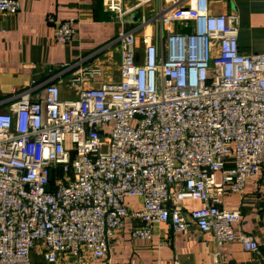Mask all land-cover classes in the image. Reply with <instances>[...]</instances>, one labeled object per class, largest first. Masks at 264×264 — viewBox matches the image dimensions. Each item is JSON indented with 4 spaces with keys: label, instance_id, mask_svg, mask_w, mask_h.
I'll return each mask as SVG.
<instances>
[{
    "label": "built area",
    "instance_id": "2783aa9c",
    "mask_svg": "<svg viewBox=\"0 0 264 264\" xmlns=\"http://www.w3.org/2000/svg\"><path fill=\"white\" fill-rule=\"evenodd\" d=\"M151 1L104 6L124 22ZM20 11V0H0V13ZM47 19L56 42L75 38V20ZM239 36L237 11L160 0L99 51L118 50L119 80L89 85L105 65L81 60L68 66L73 98L49 82L44 95L26 88L0 109V264H32L34 251L47 264L108 259L127 218L143 222L135 238L163 223L211 233L219 246L238 235L264 263L256 238L236 228L242 208L223 205L264 167V52L243 53Z\"/></svg>",
    "mask_w": 264,
    "mask_h": 264
},
{
    "label": "crops",
    "instance_id": "0c3cea01",
    "mask_svg": "<svg viewBox=\"0 0 264 264\" xmlns=\"http://www.w3.org/2000/svg\"><path fill=\"white\" fill-rule=\"evenodd\" d=\"M135 0H126L129 6ZM171 5L184 0H162ZM17 14L0 13V109H5L26 88L44 95L49 82H60L62 98H73L72 71L68 66L84 63H103L104 76L89 85L99 86L103 80L120 79V55L116 48L103 54L99 51L114 40L123 29L135 27L156 11L160 0L124 16V22L104 6V0H20ZM215 14H240V49L250 54L264 52V0H211ZM75 20L76 34L70 43L54 38V26L47 19ZM142 33H139L141 44ZM131 211L142 208L138 198H128ZM187 210L201 206L199 201L183 202ZM224 206L241 207L243 218L236 226L253 235L264 251V167L261 174L247 181L242 194H228ZM143 222L127 218L125 226L115 235L107 258L91 264H264L247 251L239 236L219 246L211 233L193 229L187 233L174 232L167 223L156 227L152 238H135L133 229ZM218 255V259L215 257ZM44 257L37 251L32 264ZM46 262V261H45ZM47 263V262H46ZM64 264H76L71 261Z\"/></svg>",
    "mask_w": 264,
    "mask_h": 264
},
{
    "label": "water",
    "instance_id": "95a60500",
    "mask_svg": "<svg viewBox=\"0 0 264 264\" xmlns=\"http://www.w3.org/2000/svg\"><path fill=\"white\" fill-rule=\"evenodd\" d=\"M181 31L185 32V33H190L191 32V27H184V28H182Z\"/></svg>",
    "mask_w": 264,
    "mask_h": 264
},
{
    "label": "rangeland",
    "instance_id": "374dc122",
    "mask_svg": "<svg viewBox=\"0 0 264 264\" xmlns=\"http://www.w3.org/2000/svg\"><path fill=\"white\" fill-rule=\"evenodd\" d=\"M39 264H47V263H46L45 260L43 259V260L39 261Z\"/></svg>",
    "mask_w": 264,
    "mask_h": 264
}]
</instances>
